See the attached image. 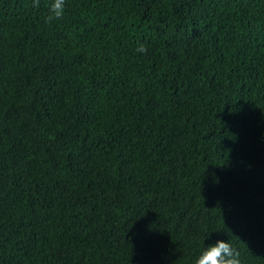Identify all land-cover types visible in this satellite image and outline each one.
I'll return each instance as SVG.
<instances>
[{"label":"trees","instance_id":"1","mask_svg":"<svg viewBox=\"0 0 264 264\" xmlns=\"http://www.w3.org/2000/svg\"><path fill=\"white\" fill-rule=\"evenodd\" d=\"M50 2L0 0V264H264V0Z\"/></svg>","mask_w":264,"mask_h":264},{"label":"clouds","instance_id":"2","mask_svg":"<svg viewBox=\"0 0 264 264\" xmlns=\"http://www.w3.org/2000/svg\"><path fill=\"white\" fill-rule=\"evenodd\" d=\"M34 7L39 6V0H33ZM66 0H51L48 5L46 22L61 20L64 16ZM144 53L146 47L141 44L136 49ZM194 264H241L240 252L226 240H217L214 244L208 245L196 257Z\"/></svg>","mask_w":264,"mask_h":264}]
</instances>
